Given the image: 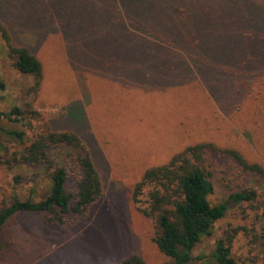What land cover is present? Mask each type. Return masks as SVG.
I'll use <instances>...</instances> for the list:
<instances>
[{"label":"rangeland","instance_id":"obj_1","mask_svg":"<svg viewBox=\"0 0 264 264\" xmlns=\"http://www.w3.org/2000/svg\"><path fill=\"white\" fill-rule=\"evenodd\" d=\"M177 1L0 0V23L11 45L29 48L44 69L33 93V77L13 66L0 30V81L6 85L0 112L30 107L38 113L22 124L0 119V210L15 198L39 201L48 188L40 168L14 162L44 131L79 135L103 185L100 199L76 224L50 225L37 213L12 218L3 230L0 264H121L131 256L172 264L153 241L154 219L134 202L143 175L201 143L235 150L264 168V76L234 74L226 59L231 54H210L201 26L171 14ZM185 3L180 16L201 14L211 37L209 16L217 21V14ZM7 130L25 131L24 141ZM207 156L215 187L211 204L255 188L261 210L255 217L247 203L229 206L190 264H209L216 242L234 229L240 230L233 255L240 264H254V235L264 227V179L243 172L230 155ZM255 264H264V256Z\"/></svg>","mask_w":264,"mask_h":264},{"label":"trees","instance_id":"obj_2","mask_svg":"<svg viewBox=\"0 0 264 264\" xmlns=\"http://www.w3.org/2000/svg\"><path fill=\"white\" fill-rule=\"evenodd\" d=\"M185 1L188 0L172 3L171 14L180 23L201 26L198 33L206 38L210 54L218 57L220 55L217 53L231 54L226 59L230 60V67H235L234 74L252 70L254 72L251 76L255 73L264 76V0H190L196 5L202 4L199 10L217 14V21L209 16L208 23L213 26L210 29L211 37L208 36V31L205 32V22L198 20L202 17L201 14H196L199 16L197 18L180 16L186 10ZM204 4L212 6L205 8ZM194 14L191 12L190 16ZM0 30L8 44V54L13 66L20 73L33 77L35 83L30 91L37 93L44 76L41 61L29 48L13 47L1 23ZM167 34L174 35V32L169 29ZM183 43L181 41L180 46ZM5 90V83L0 81V93ZM35 115L38 113L30 107H13L9 113L0 112V119L6 118L10 122L22 124ZM5 132L20 142L26 136L22 130ZM212 153L230 155L243 172L264 179V168L259 164L248 163L239 152L220 149L211 143H201L188 146L168 164L151 168L135 187L134 202L146 217L154 219L156 232L153 241L159 251L172 260V264H190L194 260V250L203 238L214 235L216 223L224 218L229 206L247 203L255 217L260 214V195L255 188L233 193L225 203L211 204L209 198L214 194L215 187L211 181L212 164L209 163L207 154ZM18 156L14 158L16 164L40 168L49 185L39 195V201H34L33 198L26 201L15 198L0 210V250L4 227L15 216L37 213L50 225L76 224L88 216L103 192L101 176L91 150L74 132L38 133ZM31 192L33 196L36 190ZM263 217L262 214L261 218ZM239 230L227 231L226 236L216 242L209 264H240L232 253ZM254 246L259 248L254 258L255 264V261L258 262L264 256V227L259 235H254ZM202 259L206 258L201 257ZM121 264L146 263L139 256H131Z\"/></svg>","mask_w":264,"mask_h":264}]
</instances>
